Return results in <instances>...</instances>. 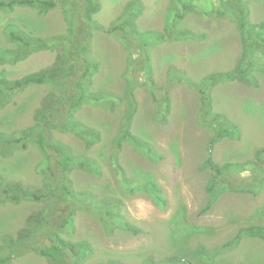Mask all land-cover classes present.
Returning a JSON list of instances; mask_svg holds the SVG:
<instances>
[{"label":"rangeland","instance_id":"rangeland-1","mask_svg":"<svg viewBox=\"0 0 264 264\" xmlns=\"http://www.w3.org/2000/svg\"><path fill=\"white\" fill-rule=\"evenodd\" d=\"M132 1L99 0L101 8L94 18L108 27L126 13ZM140 1L144 11L137 25L144 32L143 45L133 37L125 40L91 28L90 57L99 65L91 88L96 98L87 100L73 116L83 130L96 136L93 143L88 145V139L72 126L52 130L55 140L67 145L76 160L90 165L77 163L69 172L79 207L75 231L65 232L64 237L88 244V264H264V239L257 236H244L236 248L220 250L241 228L264 226V215H260L264 210V188L257 194L224 191L207 208L212 170L204 167L211 156L217 164L238 165L229 175L231 180L250 183L264 176V152L258 154L264 149V59H258L251 71L256 85L234 80L208 86L212 112L239 128V136L223 137L210 153L212 129L200 118V92L186 82L169 84L186 75L203 85L208 75L233 70L243 53L238 22L236 18L208 16L194 10L177 24L193 37L171 41L167 25L175 0ZM198 2L207 8L212 5L211 0ZM248 6L251 24L264 20L263 0L249 1ZM72 17L70 6L62 3L46 14L32 6L1 10L0 47H16L7 37L9 24L34 38H48L65 33ZM143 53L148 56L145 61ZM60 54L58 48L46 49L17 63H2L0 75L20 78L52 66ZM143 72H153L152 78ZM53 91L42 84L17 92L0 107V134L18 135L33 127L37 109ZM167 95L170 111L162 121L157 117L155 101L162 99L165 104ZM132 112L129 130L149 146L148 155L130 139H123L120 148L116 144ZM116 151L122 166L118 168L112 157ZM42 163L43 154L34 142L26 148L0 146V174L27 189L43 187ZM150 181L162 190L166 207L152 192L135 187ZM43 205L34 200L1 203L0 248L7 245L8 236L16 237L27 217ZM126 220L138 228L137 233L121 227L109 229ZM201 250L214 253L211 262L199 254ZM10 264L52 263L30 251Z\"/></svg>","mask_w":264,"mask_h":264},{"label":"trees","instance_id":"trees-1","mask_svg":"<svg viewBox=\"0 0 264 264\" xmlns=\"http://www.w3.org/2000/svg\"><path fill=\"white\" fill-rule=\"evenodd\" d=\"M211 1V7L207 8L198 0H175L167 25V29L170 30L168 38L171 41H177L181 38L193 37L190 31L177 28V24L184 19L186 14L194 10L208 16L216 14L218 17L236 18L238 22L243 53L240 62L233 70L214 72L207 76L203 85L196 83L186 75L185 79L179 77V79L170 81L169 84L170 86L171 83L186 82L200 92L202 103L200 118L204 125L212 129L210 153H212L213 145L223 137L227 135L239 136V128L234 122L212 112L213 98L208 86L213 87L219 82L234 80L256 85V79L252 76L251 71L258 59H264V20L256 24L250 23L248 2L252 0ZM59 3L68 4L71 15H73L68 20L69 25L65 33L48 38H34L27 31L9 24L6 26L7 37L10 42L16 44V47H0V64L17 63L40 50L58 48L61 52L57 61L50 67L28 73L20 78L10 79L5 75H0V107H4L17 92L31 85L44 84L54 90L37 109L36 122L33 127L22 130L18 135L0 134V146L7 149L18 146L26 148L29 142L36 143L43 154L41 170L45 172L43 187L38 190L27 189L17 181L6 180L0 174V204L7 201L19 204L23 200L44 202L41 210L27 217L25 227L18 231L16 237H6L7 245L0 248V264H10L17 257L30 251L38 253L52 264H88L87 260L90 255L88 244L81 240L71 241L64 237V233L75 231V216L79 207L77 204L79 200H77L69 182V172L77 163L83 167H90V165L84 160H76L67 145L55 140L52 130H64L68 126H72L78 134L88 139V145H91L96 137L91 131L83 130L73 116L74 112L87 103V100L96 98L95 91L91 88L96 74L99 73V65L91 61L90 57L91 28L102 30L125 40L128 37H133L135 41L143 45L141 36L144 32L137 25V18L144 11V4L140 0L130 2L126 13L112 21L108 27L94 18L101 8L99 0H0V11L13 10L17 6H32L38 8L41 14H46ZM172 32L176 33L175 37H172ZM159 34L161 38V33ZM142 58L145 61L148 56L143 53ZM143 73L147 78H152L153 72ZM164 98L165 104L161 102L162 99L155 101L157 117L162 121L166 120V113L170 111V98L168 95ZM132 116L133 112L128 114L125 119L116 144L120 148L123 139H130L148 155L149 146L133 137L129 130ZM262 152L264 149L259 150L258 154ZM112 157L117 168L122 167L118 160V151L113 153ZM237 166L234 163L220 165L215 163L211 156L207 158L204 167H209L212 170L207 186V190L211 192L207 208L211 207L219 194L224 191L257 194L264 188V176L259 179L256 177V181L250 183H246L244 180H231L229 175L232 169ZM261 169L264 171V165H261ZM135 187L137 190L152 192L156 201L162 207H166L167 200L154 181L144 184L137 183ZM260 215H264V210L260 212ZM115 227H121L134 233L138 232V228H134L127 220L109 229L112 230ZM244 236H257L264 239V226L241 228L234 238L220 247V250L236 248ZM199 254L211 262L214 253L208 254L201 250ZM177 259L180 262L178 257ZM106 264L117 263L111 261Z\"/></svg>","mask_w":264,"mask_h":264}]
</instances>
